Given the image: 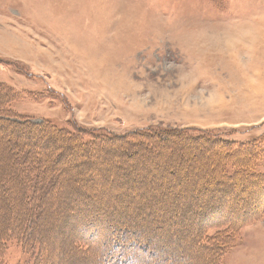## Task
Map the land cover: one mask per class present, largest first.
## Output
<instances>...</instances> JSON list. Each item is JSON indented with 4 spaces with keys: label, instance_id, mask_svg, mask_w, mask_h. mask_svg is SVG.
<instances>
[{
    "label": "rangeland",
    "instance_id": "374dc122",
    "mask_svg": "<svg viewBox=\"0 0 264 264\" xmlns=\"http://www.w3.org/2000/svg\"><path fill=\"white\" fill-rule=\"evenodd\" d=\"M3 109L0 264H99L92 240L120 225L148 230L158 263L264 264V176L225 180L216 142L105 141L250 142L237 163L263 174L264 0H0ZM127 249L118 263L146 248Z\"/></svg>",
    "mask_w": 264,
    "mask_h": 264
},
{
    "label": "trees",
    "instance_id": "16d2710c",
    "mask_svg": "<svg viewBox=\"0 0 264 264\" xmlns=\"http://www.w3.org/2000/svg\"><path fill=\"white\" fill-rule=\"evenodd\" d=\"M3 99L5 100V105H6L7 101H6L5 98H3ZM0 112H2V113L6 112L8 114V112L5 109L0 110ZM18 118H22V121L25 122V127H27L29 130H33L34 134H35V132H36L37 135H40L41 133L46 134V135H48L50 133H53V134H50V136L54 135V134L55 135L56 134H60L58 132V130L56 129V127L54 125L50 124V123H46V124L45 123L44 124H42V123L41 124H31L26 117L19 116ZM10 124L11 125H15L14 123H10ZM45 131H47V132H45ZM46 135H44V136H46ZM154 135H159L162 138L163 137L164 138H171L172 137V139H174V137H175V139H178L179 137L180 138L182 137V139H184L185 141H186V139H189V140H192V141L201 140L202 139V140L210 141V142H213V143L216 142L218 145L221 144L220 146L223 147V150H226V152L225 153L216 152V153H214L215 154L214 156L216 157L217 153H218L219 168H221L222 172L224 173L223 177L224 178L227 177L225 179L227 181L232 179L236 174H239V176L244 177L247 181H248V179H250L252 177H258L259 175H260V177L264 176V173L262 174V173H259L257 171L258 163L261 160L260 158H253V157L250 156V158H249L250 160L249 161L244 162V163H237L238 162V160H237L238 158L236 157V155L240 154L241 156L246 158L247 155H249V153H247L249 149L257 148L256 146H254L250 142H248V143H235L233 141H228V140H225V139H221L220 137L218 138V137H216L214 135L213 136H207L206 134L201 136V138H198V137L195 138V137H192L191 135H189L188 133L183 132V131L182 132H177V131L176 132H173V131H166V132L165 131H161V132L160 131H150V132H147V133L133 132L131 134H124V135H121V136H115L114 138L113 137H106L108 140H105V141L107 142V144L110 143V142H116V141H114L116 139H118L117 141H121L120 143H123L124 141L134 140V139H138V140H142L143 141L146 138H152V136H154ZM102 139H105V138H102ZM125 139H128V140H125ZM76 140H78V139H76ZM81 142L79 143V146L81 145ZM152 151H154V148L150 152H152ZM32 162H34V161H32ZM0 163H2L1 159H0ZM218 164L216 165V167L218 166ZM37 166L38 165H35V167H37ZM214 168H215V166L212 167V169L210 168V170L213 171ZM24 178H25V176H23L22 180ZM220 178H222V177L219 175V179ZM225 190H227V191L226 192L224 191V193L222 192V194L225 195L227 193V195H229L228 189H225ZM8 191L10 193H12V189H10ZM34 192H35V190H34ZM15 196H16L15 192L13 194H11V197L13 199H15ZM35 204H37V203H35ZM44 204H45V202L41 203V205H44ZM25 206L27 207V206H31V205L30 204H25ZM23 208H25V207L23 206ZM11 212L13 213V210ZM237 214H239V213H236V215ZM238 216H240V214ZM22 225L25 227L23 222H22ZM124 226L125 227H123V225H120V227L110 226L108 228V230H107V237H105V238L102 237V236L95 237L94 240H92L91 244L93 245V243L94 244L98 243V245L100 247V252L98 251L99 253H97V254L95 253L96 251L93 252L89 256V258H87V259H89V260H93L94 259V261L95 262L98 261L99 264H120V263L117 262V259L121 258L122 255L125 256L126 253L129 254V250L127 248L129 247V243L134 241L135 244L142 243L145 246L146 249H145V251L141 250L140 253H138V252L134 253L133 249H131L132 253H130V255H128V258H127L126 262H124V263H126V264H138L141 261H145V262H151V264H168V263H163V262L162 263H158V261L161 260V258H160L161 255L159 254V252L157 250L153 251V249H154L153 245L154 244H152V246H150L151 240H149L150 239L149 235H152L151 233L149 234V232H147L146 230H144V231H146V232H144L140 228L138 230V227L134 229L133 227H136V226H126V225H124ZM22 229L24 230V228H22ZM225 229H226V232H229V233H233L234 234L236 232V231L232 230V228L229 225V223L222 228V230H225ZM222 230L220 229L219 233ZM130 231H132V232H130ZM140 231H142L143 235L141 234ZM96 233H97V231L92 235V238L96 235ZM129 233H132V234H129ZM146 233H147V235H145ZM30 234L31 233L27 234V228H26L25 229V237L29 236ZM133 234H137V235H133ZM118 235H119V237H118ZM129 236H130V238H128ZM25 237H23V238H25ZM215 237L216 236L212 237V241L213 242L215 240ZM8 239H9V237H8ZM8 239H6L5 237L0 238V248L5 246V244L8 242L7 241ZM11 241H17V240L12 239L9 242H11ZM130 245L133 247V244H130ZM213 245L214 244H210L208 246V248L212 247ZM92 247H94V246H92ZM205 247H207V246H205ZM225 248H227V247L225 246ZM101 249L103 251H101ZM148 249H149L150 253L148 252ZM200 249L201 250H205L206 248H203V247L201 248L200 247L199 251H200ZM206 250H208V249H206ZM83 251L84 252H82V254L86 253V250H83ZM212 252L213 251H210L209 253H212ZM56 256H57V254H56ZM56 256H55V258H56ZM173 263L174 262L172 261V263L170 262L169 264H173ZM174 264H176V262Z\"/></svg>",
    "mask_w": 264,
    "mask_h": 264
},
{
    "label": "bare ground",
    "instance_id": "6f19581e",
    "mask_svg": "<svg viewBox=\"0 0 264 264\" xmlns=\"http://www.w3.org/2000/svg\"><path fill=\"white\" fill-rule=\"evenodd\" d=\"M185 148V147H184ZM157 152V151H156ZM175 156V155H174ZM177 156V155H176ZM211 157V156H210ZM213 157V156H212ZM138 165V164H137ZM150 175V174H149ZM124 177V176H123ZM247 181V180H246ZM248 182V181H247ZM118 186V185H117ZM120 186V185H119ZM128 186V185H127ZM252 186V185H251ZM133 187V186H132ZM119 188V187H118ZM121 188V187H120ZM126 189V188H125ZM224 189V188H223ZM225 191H227V190H225ZM123 192V191H122ZM125 192V191H124ZM228 192H229V195H228V197L232 194V190L230 191L229 189H228ZM131 193V192H130ZM213 193V192H212ZM224 193V192H223ZM126 195V194H125ZM128 195V194H127ZM130 195V197H131V194H129ZM218 195V194H217ZM133 198V196L131 197V199ZM145 198V197H144ZM223 198H225V197H223ZM259 198V197H258ZM215 199V198H214ZM217 199V198H216ZM146 200V199H145ZM227 200V199H226ZM262 201V200H261ZM216 202V201H215ZM231 202V201H230ZM205 203V202H204ZM263 203V202H262ZM110 205H111V203H110ZM200 205V204H199ZM234 205V204H233ZM263 205H264V203H263ZM112 206H113V204H112ZM193 206V205H192ZM115 207V206H114ZM112 208V207H111ZM110 208V209H111ZM214 208H216V207H214ZM231 208V207H230ZM124 209V208H123ZM190 210V209H189ZM250 210V209H249ZM207 211V210H206ZM80 212V211H79ZM258 212V211H257ZM85 213V212H84ZM105 213H107V212H105ZM127 213V212H126ZM185 213V212H184ZM210 213V212H209ZM254 213H255V211H254ZM82 214V213H81ZM111 214V213H110ZM112 214H113V212H112ZM229 214V213H228ZM232 214V213H231ZM209 215V214H208ZM109 216V215H108ZM134 216V215H133ZM140 216V215H139ZM215 216H217V215H215ZM185 217V216H184ZM202 217V216H201ZM207 217V216H206ZM220 217V216H219ZM228 217V216H227ZM230 217V216H229ZM85 218V217H84ZM140 218V217H139ZM205 218V217H204ZM214 218V217H213ZM224 218V217H223ZM132 219V218H131ZM102 220V219H101ZM119 220V219H118ZM191 220V219H190ZM217 220V219H216ZM84 221V220H83ZM110 221V220H109ZM123 221V220H122ZM201 221V220H200ZM203 221V220H202ZM221 221V220H220ZM103 222V221H102ZM132 222V221H131ZM185 222V221H184ZM203 223V222H202ZM148 224V223H147ZM206 224V223H205ZM153 225V224H152ZM106 227V226H105ZM120 227V226H119ZM122 227V226H121ZM123 227H125L124 225H123ZM149 227V226H148ZM127 228V227H126ZM131 228V227H130ZM134 229L135 228H137V227H133ZM159 228V227H158ZM142 229V228H141ZM132 230V229H131ZM138 230H139V228H138ZM152 230V229H151ZM127 231V230H126ZM143 231V230H142ZM142 231H140L141 232V234L143 235V233H142ZM148 231V230H147ZM130 232H132V231H130ZM129 234H132V233H129ZM128 234V235H129ZM140 234V233H139ZM140 234V235H141ZM150 234V233H149ZM133 235H137V234H133ZM145 235H147V233L145 234ZM132 237V236H131ZM128 238H130V236L128 237ZM127 238V239H128ZM146 238V237H145ZM131 240V239H130ZM126 241V240H125ZM151 243H153L152 241H151ZM98 244V243H97ZM155 244V243H154ZM149 245V244H148ZM151 246V245H150ZM149 246V247H150ZM154 246V245H153ZM179 248V247H178ZM148 251H149V249H148ZM149 253H150V251H149ZM57 257H58V255H57ZM59 258V257H58ZM61 258V257H60ZM179 258H180V256H179ZM184 262H185V259H184ZM183 263V262H182ZM181 262H178L177 264H182Z\"/></svg>",
    "mask_w": 264,
    "mask_h": 264
}]
</instances>
